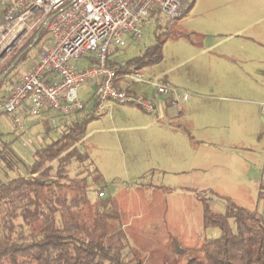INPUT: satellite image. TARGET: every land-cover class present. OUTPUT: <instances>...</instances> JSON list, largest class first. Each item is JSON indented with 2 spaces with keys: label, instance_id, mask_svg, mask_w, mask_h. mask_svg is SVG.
I'll return each instance as SVG.
<instances>
[{
  "label": "rangeland",
  "instance_id": "1",
  "mask_svg": "<svg viewBox=\"0 0 264 264\" xmlns=\"http://www.w3.org/2000/svg\"><path fill=\"white\" fill-rule=\"evenodd\" d=\"M188 2L193 7L185 16L172 26L159 25V34L167 40L163 61L138 72L190 95L182 120L167 110L166 97L157 96L155 87L131 83L139 95L163 105L165 119L155 122L136 106L107 102L111 109L101 110L89 123L85 142L78 144L102 174L106 197L114 199L129 243L143 264L204 261L205 238H218L221 231L204 228L203 199L218 213L226 212L229 198L264 215V198H259L261 191L264 195V0ZM42 22H31L32 29L1 65L0 93L7 94L37 61L47 31L25 60L6 78L3 74L17 53L33 44ZM156 26H148L143 40L129 42L119 57L128 61L153 46ZM89 89L93 91L87 87L81 93L85 96ZM86 110L75 120L87 115ZM63 128L52 127L50 118L44 124L40 120L24 139L11 122L0 119L1 142L14 141L23 153L33 154ZM90 167L89 161H74L69 176L76 178ZM16 174L0 160L1 179Z\"/></svg>",
  "mask_w": 264,
  "mask_h": 264
},
{
  "label": "trees",
  "instance_id": "2",
  "mask_svg": "<svg viewBox=\"0 0 264 264\" xmlns=\"http://www.w3.org/2000/svg\"><path fill=\"white\" fill-rule=\"evenodd\" d=\"M192 7L189 4L183 16ZM160 30L154 28L156 42L141 56L119 64V76L163 61L167 40ZM46 31V27L40 30L32 47ZM31 46L12 59L10 67L22 55L12 69L3 72L5 78L27 58ZM99 108L97 101L93 112L34 150L32 162L17 155L10 144L0 150L5 169L17 173L8 180L0 178V264H143L129 243L114 199L99 196L105 195L102 174L78 147L85 142L88 125L97 118ZM74 161H89L91 167L70 178L68 169ZM225 202L226 212L218 213L209 199H203V226L219 229L221 235L205 238L204 261L191 259L187 264H264V215L232 199L225 198Z\"/></svg>",
  "mask_w": 264,
  "mask_h": 264
},
{
  "label": "built area",
  "instance_id": "3",
  "mask_svg": "<svg viewBox=\"0 0 264 264\" xmlns=\"http://www.w3.org/2000/svg\"><path fill=\"white\" fill-rule=\"evenodd\" d=\"M0 7V67L32 29L34 19H42L47 30L37 61L0 98V118L9 119L21 134L28 120L46 112L52 127H66V121L86 109L80 97L86 87L95 88L101 110L109 109L107 102H113L136 106L155 122L165 119L163 105L116 86L121 77L155 87L157 96L166 97L167 110L177 113L175 118L190 100L188 93L169 82L146 80L138 72L120 76L117 72L118 53L129 42L142 41L150 25L165 22L172 26L188 10V0H0ZM83 61L86 65L78 67Z\"/></svg>",
  "mask_w": 264,
  "mask_h": 264
},
{
  "label": "crops",
  "instance_id": "4",
  "mask_svg": "<svg viewBox=\"0 0 264 264\" xmlns=\"http://www.w3.org/2000/svg\"><path fill=\"white\" fill-rule=\"evenodd\" d=\"M163 26H165V22L163 23ZM157 27V26H156ZM207 51V50H206ZM203 52H205V51H203ZM117 58H118V60H119V63H125L126 62V60H123L121 57H119V55H117ZM86 65V62L85 61H83V62H80V63H78L77 64V66L78 67H83V66H85ZM127 82V85H125L126 84V82ZM131 83L132 84H134V85H136V84H138V83H133V82H131V81H129V80H126V79H124L123 77H121L120 78V81H119V85H118V87H120L121 89H124V90H127V91H130V92H133V93H136V94H138L136 91H135V89L133 88V86L134 85H131ZM142 84V83H141ZM123 85L125 86V87H123ZM87 88V87H86ZM88 88H92V87H88ZM84 89H82L81 90V92L83 91ZM89 93H86V95L84 96L83 95V93H81L80 92V97H81V99L84 101V103H85V105H86V112H88V113H90V112H93V110L95 109V107H96V101H95V89L93 88V91L92 90H90L89 89ZM139 95V94H138ZM142 95V94H141ZM4 96H6V94L4 95V94H2V93H0V98H2V97H4ZM142 96H145V97H147V94H143ZM148 98V97H147ZM94 104V105H93ZM107 106H108V104H107ZM109 107V106H108ZM109 109H111V107H109ZM87 113V114H88ZM100 114H101V109H99L98 110V113H97V115L98 116H100ZM54 116H55V114H54ZM78 116H82V113H79V114H77L76 115V117H78ZM75 117V118H76ZM84 117V116H83ZM83 117H79V118H77L76 120H78V119H80V118H83ZM49 118H50V113L49 112H46V113H44L40 118H38V119H35V120H28L27 122H26V128H25V131H24V133H22L21 135L24 137V139L26 138V135L29 133V129H30V127L33 125V124H35V122L36 123H39V121L41 120V122L44 124V123H47V120H49ZM75 118L71 121V122H74V121H76L75 120ZM182 118H183V112H182V114L180 115V117H178V118H175L176 120H182ZM0 119H4L6 122H11L9 119H5V118H0ZM70 122V123H71ZM12 123V122H11ZM52 134V133H51ZM2 135L3 134H1L0 133V150L2 149V147L5 145V144H10V147L15 151V153L17 154V155H19L20 157H22L25 161H27V159L29 158V156L31 155V158H30V161H27V162H31L32 160H33V154H34V151L33 152H31V153H33V154H30V152L28 151V150H25V153H23L17 146H16V144L15 143H13L14 141H10V142H5V143H2L1 141V139H2ZM48 137V136H47ZM18 139L17 140H19V137H17ZM50 138H55V137H50ZM16 140V141H17ZM20 141V140H19ZM20 143H21V141H20ZM28 151V152H27Z\"/></svg>",
  "mask_w": 264,
  "mask_h": 264
},
{
  "label": "water",
  "instance_id": "5",
  "mask_svg": "<svg viewBox=\"0 0 264 264\" xmlns=\"http://www.w3.org/2000/svg\"><path fill=\"white\" fill-rule=\"evenodd\" d=\"M38 36H39V35H38ZM21 57H22V55H20V56L16 59V61L14 62V64L11 66L10 69H12V68H13V67H14V66L20 61ZM10 69H9V70H10ZM9 70H8V71H9ZM8 71H7V72H8Z\"/></svg>",
  "mask_w": 264,
  "mask_h": 264
},
{
  "label": "flooded vegetation",
  "instance_id": "6",
  "mask_svg": "<svg viewBox=\"0 0 264 264\" xmlns=\"http://www.w3.org/2000/svg\"><path fill=\"white\" fill-rule=\"evenodd\" d=\"M31 49L33 48L32 46L30 47ZM30 51V50H29ZM21 60V59H20Z\"/></svg>",
  "mask_w": 264,
  "mask_h": 264
}]
</instances>
